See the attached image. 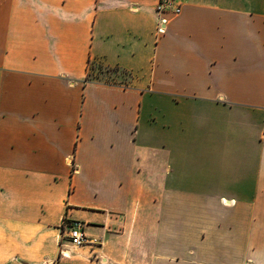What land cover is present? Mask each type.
<instances>
[{"label":"crops","instance_id":"obj_1","mask_svg":"<svg viewBox=\"0 0 264 264\" xmlns=\"http://www.w3.org/2000/svg\"><path fill=\"white\" fill-rule=\"evenodd\" d=\"M176 1L0 0V264H264V0Z\"/></svg>","mask_w":264,"mask_h":264},{"label":"built area","instance_id":"obj_2","mask_svg":"<svg viewBox=\"0 0 264 264\" xmlns=\"http://www.w3.org/2000/svg\"><path fill=\"white\" fill-rule=\"evenodd\" d=\"M164 12H168L172 16H177L180 12V6L176 0H159L156 6V13L160 15ZM167 22V18L158 16V22L156 25L157 35H162L165 32V26ZM62 239L65 241V245L73 247H79L88 243V240L83 233L80 223L67 225ZM60 255L62 257H66V251L62 250L60 252Z\"/></svg>","mask_w":264,"mask_h":264}]
</instances>
